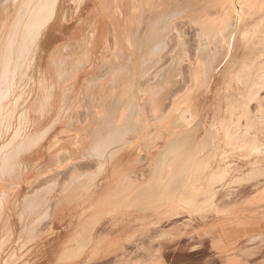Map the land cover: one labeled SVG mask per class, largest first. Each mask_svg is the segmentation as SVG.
<instances>
[{
  "label": "rangeland",
  "instance_id": "rangeland-1",
  "mask_svg": "<svg viewBox=\"0 0 264 264\" xmlns=\"http://www.w3.org/2000/svg\"><path fill=\"white\" fill-rule=\"evenodd\" d=\"M45 1L0 12V264H264V0L229 57L233 0Z\"/></svg>",
  "mask_w": 264,
  "mask_h": 264
},
{
  "label": "bare ground",
  "instance_id": "bare-ground-1",
  "mask_svg": "<svg viewBox=\"0 0 264 264\" xmlns=\"http://www.w3.org/2000/svg\"><path fill=\"white\" fill-rule=\"evenodd\" d=\"M8 0H0V12L3 10V9H5L6 8V2H7ZM15 1H17V0H15ZM33 1V0H32ZM38 1V0H37ZM40 1V0H39ZM44 1V0H43ZM42 0H41V2H43ZM47 1V0H46ZM45 1V2H46ZM234 1V3H233V5L231 6V12H230V18H231V22L233 23L232 24V27H231V29L229 30V34H228V36L226 37V38H224L223 39V37H222V39H223V41H225V45H226V43H227V45H229V46H227V47H229L228 48V50H227V56L226 57H229L230 56V54H231V52H232V49L234 50V46L236 45V44H238V43H241V42H243V43H245V42H248V41H250L251 39H256V38H258L260 35H262V33H261V30H258V29H256V28H249L248 30L247 29H241V24H242V20H243V16H248V14L249 15H251V14H253V12L255 11V6H256V4H257V2H256V4L255 3H253V4H249V2L247 1V0H233ZM26 2V1H25ZM28 2H29V0H28ZM31 2V1H30ZM40 2H38V5H40L39 4ZM44 3V2H43ZM259 3V2H258ZM24 4V3H23ZM30 3H27L26 2V5H25V7H17V9L20 11L19 13H27L28 11H31L30 9H32V7H33V10H34V13H36L35 11V8H34V6L36 7V6H38L37 4L36 5H32V7H30V5H29ZM43 6H44V4H43ZM46 6V5H45ZM44 6V7H45ZM47 7V6H46ZM46 7H45V9H46ZM38 8V7H37ZM23 9V10H22ZM39 9V8H38ZM41 10L42 11H46V10H44L43 8H41ZM41 10H39V12L41 11ZM145 10V9H144ZM143 10V11H144ZM38 12V13H39ZM44 12L42 13V14H44ZM29 13V12H28ZM145 13V12H144ZM42 14H41V16H42ZM246 14V15H245ZM45 15V14H44ZM37 16L38 15H36L35 17L37 18ZM41 16H39V17H41ZM41 19V18H40ZM145 19V18H144ZM38 21H39V19H38ZM145 21H146V19H145ZM139 22H140V20H139ZM142 23V22H141ZM140 23V24H141ZM143 24V23H142ZM146 24V23H145ZM150 24V23H149ZM138 25H139V23H138ZM144 25V24H143ZM254 26H256L255 24L253 25V27ZM139 27V26H138ZM142 27V26H141ZM145 27V26H144ZM143 27V28H144ZM152 28H153V26H151ZM252 27V26H251ZM145 28H147V27H145ZM148 29H149V27H148ZM140 30V29H139ZM144 30V29H143ZM251 30V31H250ZM142 31V30H141ZM148 31V30H147ZM260 31V32H259ZM140 32V31H139ZM142 32H146V30L145 31H142ZM158 34H159V32H158ZM142 35V34H141ZM148 36L149 37H151L150 35H149V33H148ZM152 38V37H151ZM127 40H129V39H127ZM132 40V39H131ZM136 39H134V41H135ZM133 41V40H132ZM136 42V41H135ZM138 42V41H137ZM136 42V43H137ZM133 43V42H132ZM135 43V44H136ZM129 44H130V46H131V50H132V53L133 54H135V49H134V44H131V41H129ZM226 48V47H225ZM227 49V48H226ZM240 50V49H239ZM234 52V51H233ZM174 58V57H173ZM260 59V58H259ZM9 64H11V63H9V61L5 64V68H4V70L2 71V72H0V73H2V75L3 76H7L9 73L8 72H10V71H12L11 69H10V71H9ZM170 66H168V68L166 69V70H163V71H161V74H160V76H159V78L160 77H162V76H165V77H167V78H169L170 77V75H171V73H173V65H174V60L172 61L171 60V62H170V64H169ZM255 65V64H254ZM11 68V67H10ZM252 67L251 66H248L247 67V70H248V72H246V74L244 75V77L246 78L247 77V73H249L250 72V69H251ZM243 71H244V69H243ZM245 71H246V69H245ZM11 74V73H10ZM9 74V75H10ZM158 76V75H157ZM243 79L244 78H242V79H239V77H237V81H238V85H243L244 84V82H243ZM168 80V79H167ZM164 81H166V80H164ZM168 82V81H167ZM251 88H252V85H251ZM260 89H264V82H258L256 85H254L253 86V88H252V90H253V93H252V95L253 96H256L257 95V93H255V91H258V90H260ZM248 96V95H247ZM257 101H258V111H260V112H262V111H264V102H262V100H261V98H258L257 99ZM180 111V108L178 107V104H176V102L173 104V106L170 108V111H169V113H168V115H166V117H165V121L167 122L170 118H172V116H174L176 113H178ZM186 110L185 111H183V112H181V114H180V116H181V118H183V119H187V117H186ZM237 116H238V121L240 122V120L243 118V117H245V111H244V109L243 110H241L240 112H238V114H237ZM164 121V119L162 118V122L164 123L165 122ZM238 122V123H239ZM244 122L247 124V126H249V127H251L252 129H255L256 128V131H255V133H256V135L262 130L261 128V126L260 127H258L259 126V124H264V114H262V115H258V114H256V115H250V117L249 118H246L245 120H244ZM238 126H239V124H237V125H231V124H228L227 125V127L225 128V131H224V137H225V139H226V141L228 142V143H231L232 141H234V140H236V139H238V138H241V137H243L244 136V134H243V131L242 130H240L239 128H238ZM113 132V131H112ZM112 136V135H111ZM244 150L246 151V150H248V151H253V152H256V153H258V151H262V150H264V145H258V144H252V143H250V145L249 146H246L245 148H244ZM13 153V152H12ZM15 155V154H14ZM186 193V192H185ZM190 197V196H189ZM188 199H190V198H188L187 197V200ZM191 199H192V197H191ZM184 200H186V199H184ZM225 216H226V214H225ZM250 219V218H249Z\"/></svg>",
  "mask_w": 264,
  "mask_h": 264
},
{
  "label": "crops",
  "instance_id": "crops-1",
  "mask_svg": "<svg viewBox=\"0 0 264 264\" xmlns=\"http://www.w3.org/2000/svg\"><path fill=\"white\" fill-rule=\"evenodd\" d=\"M223 228V230H224V233H225V235L229 238V240L231 241V242H235L236 240H231L233 237H238V236H242V235H244V234H247V233H249V232H245L244 234H240L239 232H238V230H236L237 231V233H233V234H231V232L229 231V230H231L232 231V229H227V227H222Z\"/></svg>",
  "mask_w": 264,
  "mask_h": 264
}]
</instances>
